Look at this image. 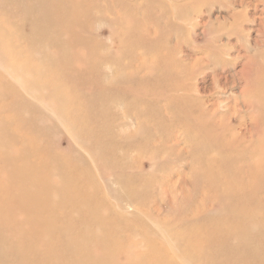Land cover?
I'll return each instance as SVG.
<instances>
[{
  "label": "rangeland",
  "instance_id": "1",
  "mask_svg": "<svg viewBox=\"0 0 264 264\" xmlns=\"http://www.w3.org/2000/svg\"><path fill=\"white\" fill-rule=\"evenodd\" d=\"M19 1L0 0V83L5 85L0 89V217L11 209L26 218L35 210H12L15 200L22 203L17 196L21 190L36 194L44 183L74 190L68 183L74 180L78 190L98 191L102 206H94L99 217L111 219L102 231L109 244L97 256L102 264H114L116 258L142 264L137 257L145 254L151 237L157 246L173 241L184 245L191 236L199 249L211 246L199 236L218 223L229 237L226 244L213 243L205 255L192 253L190 258L171 251L175 264H241V258L245 264H259L261 255L248 254L240 236L249 232L248 238L264 252V189L235 197L196 184L194 170L204 164L195 160L188 132L166 108L169 95L177 94L175 102L184 110L212 109L232 126L230 134L249 137L252 113L240 103L251 63L264 69V0L46 1L52 16L45 21L52 27L48 34L44 29L37 34L47 44L35 42L33 28L23 23L29 14L23 8L39 13L29 7L35 3L23 0L15 12ZM65 7L68 14L60 18L58 10ZM66 66L74 67L67 73L70 79L58 72ZM19 81L25 82L24 89ZM102 85L114 87V94L108 93L114 102L104 112ZM130 89L136 94L127 93ZM84 110L87 132L81 134L82 125L73 119ZM64 116H70L67 123ZM99 160L108 173L98 168ZM22 164L29 172L12 177L13 168L16 172ZM120 219L137 227L130 236L117 234L121 246L113 226ZM3 245L15 247L8 236ZM119 248L134 254L132 259L118 253ZM18 256L15 248L10 264H18ZM60 257L64 260L61 252Z\"/></svg>",
  "mask_w": 264,
  "mask_h": 264
},
{
  "label": "bare ground",
  "instance_id": "2",
  "mask_svg": "<svg viewBox=\"0 0 264 264\" xmlns=\"http://www.w3.org/2000/svg\"><path fill=\"white\" fill-rule=\"evenodd\" d=\"M22 1L23 0H20L19 2L14 4V8L16 9L15 12H20V10L22 9L23 6ZM31 1L32 3L33 2L35 3V7L34 5H29V7L33 6V8L36 9V10L34 9L35 11H39L38 13L39 16L38 14L37 16L34 15L35 13L33 9L28 10V8H23L25 13H29V14H24L23 23L27 22V24L31 26V28H33V33L35 35L33 39L35 40V42L39 41L41 44L42 43L47 44L48 39L47 40L45 39L41 40V38L38 39L37 32L38 30L41 31L44 29L47 34L50 33V28L52 26L50 25L51 26L50 27L47 25L45 18L48 19L47 16L48 15L52 16V14L49 13V11L47 10L48 8H46V6L44 7V5L48 1L53 2V0H31ZM64 1L70 2L71 0H64ZM60 2L58 4L62 5L61 3L63 1L61 3ZM48 5L49 4H47V7ZM54 5H56V3ZM74 7L75 6H73V8ZM67 10L68 9H66V7L64 10H62L63 12L58 10V15H60V18L61 15L63 16V13L68 14ZM85 13H87V11ZM63 19L59 21H62L63 23ZM53 24L54 26H56L55 23ZM64 26L67 25H63V27ZM59 28L57 27L56 29ZM54 45H58V47L61 48L60 44H54ZM46 49H49V46L46 47ZM251 65L253 66H250L249 71L245 77L246 86H245V90H243L242 92L243 96L240 103V105H243V107H245L247 110H249L252 113V116L251 118H249V120L252 122L253 127L249 134V137L240 138V136L238 135L230 134V130L232 126L229 127L227 123H225L227 122V120L224 117H219L217 115V112L212 109L211 110L204 109L202 108V106H199L198 109H196L193 113L184 110L185 107L178 106L175 102L178 96L177 94L169 95L171 96L168 99V101L170 102H169V106L166 108L167 115H170L175 120L176 125L178 127H184L188 132V135L190 136L189 137L190 142L193 143V147L196 151L195 160L200 161L204 164L199 168H195L194 170V174L196 176L195 177L196 184L200 186L203 185V187H205L207 190H227L229 194L235 195V197H238L243 193H251V195L252 194L256 195L257 192L264 189V69H258L254 65V62H252ZM71 71H74V67L66 66V68L64 67L58 68V72L60 74L65 73V75H67V73ZM47 72L49 73V70ZM60 76L64 78V75H60ZM68 79H70V76ZM54 80L56 81V79L53 80L51 79V81ZM19 82L21 89L22 88L24 89L25 82L24 81L23 82L19 81ZM2 86L5 85L0 83V89H2ZM102 87H99L102 94L104 95L101 98L102 102H101L100 110L104 112L114 102L113 97L108 94L110 92L111 94H114L113 92L114 87L109 86L106 88L105 85H102ZM10 88L12 91L16 92L17 94L15 85L13 84L10 85ZM175 88L178 90L177 86H175ZM62 89H64V87ZM8 91L9 90H7V92ZM134 92L135 91L133 89H130L127 93L133 94ZM16 98L17 101L19 102L20 98L18 97V95ZM81 115L82 117L76 116L75 119H73L74 117L72 116V119L77 124L82 125V130L79 133L86 134L87 122H85L84 119L85 118L87 119V117L85 110L81 112ZM66 116H64V123H67L68 119L70 120V116L69 117ZM19 132H21V130H19ZM27 153L28 152L26 151V154ZM27 155H29V153ZM5 160L7 161V158ZM100 161L101 160H99L98 168L101 171L106 172L99 167V164H101ZM25 167L26 164H22L21 168H19L18 171L16 172L13 168V170L11 171L13 172L12 177L18 175H20V177H23L24 174H27L29 172V169ZM117 170L119 171V167L117 168ZM51 178L53 177L51 176ZM72 181L74 180H69V182L68 181L67 182L75 187L74 190L66 189L65 187L58 188L55 186H49L48 184L44 183L43 185H39L41 189L38 190L37 193L35 192L36 194L31 193L30 190H21L19 195L17 194L18 200L20 198L22 203H19V201L15 200L14 204L16 207L12 210L15 211L21 210V211H25L26 213L28 209L32 207L35 208V210L31 213H27L28 216L26 218H18L16 216L17 214H13L11 209L9 210L8 208L10 213L4 214V217L3 215L0 217V220L8 221L9 223H11V224L7 223L6 225H2L0 223V264H10L9 262L10 252H14L15 248H17L18 252L20 253V256L17 257L18 264H62L64 261H66L67 264H102V261H98L97 256L99 255V253L101 254L104 253L103 251L104 245L106 247H108L109 245L107 244L106 240L103 239L104 237L102 238V231L105 230L107 223H109L111 219L109 216H107L102 221L101 217H99L100 209L96 208L94 204L98 205L99 208H101L102 199L99 196L97 190H85L84 187H81V189L78 190L76 189L77 182H72ZM84 185L88 186V183L86 184L85 181ZM2 198L3 196L1 197V199ZM91 210L94 212L90 214ZM52 226H55V229L53 231H52ZM113 226H115L114 240L119 239L117 237V234L119 232L122 233L125 231V233L128 234L130 233L129 234L130 236L134 234V232L132 231L137 229V227H133V228L129 227L126 224L125 220L123 219H120ZM113 226L111 225V227ZM12 230H14V232L16 231V233L13 234ZM148 232L149 231H146L144 235L146 236L149 235L147 234ZM166 232L167 230L165 229L163 233L167 235ZM157 233H159V231ZM247 233L249 232H244L243 235L240 236L243 241L242 243L245 245L247 249V253L253 254L256 253V251H258V254L261 255V259H260L261 262L259 264H264V252L263 251L260 252L258 250L255 241H252L250 238H248ZM6 236H8L9 239L15 243V247H13L12 250L8 249L6 245H3L4 238ZM36 236L38 237L37 243L33 241L34 237ZM104 236L108 240L105 233ZM118 236L121 237L120 235ZM56 238L57 241H55ZM228 238L229 237L226 236V230L223 227L222 223H218L212 226L210 229L207 230L206 233H203L199 236L200 242L203 241L211 245L200 249L198 248L196 242L194 241L195 236H191L190 238H188L187 241L188 243L184 245L180 244L179 242L173 241L174 243H167V245L161 244L158 246H157V242L154 241L152 242L153 238L151 237L150 240L145 241L147 246V251L145 252V254H142L140 257L137 258L140 259V262H142V264H175L174 260L170 257L171 251L173 252V254L175 253L174 256L178 255L186 258L187 257L190 258L191 255L193 254L197 256H202L205 255L206 252L212 250L213 243L226 244ZM110 239L111 240H109L110 241L109 243L111 242L115 243L114 241H112L113 238ZM117 241L119 242L120 245V241L119 240ZM121 244L123 247L124 241ZM95 246L97 247V250L93 251L92 248ZM116 251L120 254H124V255L126 254L128 260L132 259V256L134 255V254H130L128 252V249H124L121 251V249L119 248ZM60 252L62 253V257L64 260L61 259ZM101 257H103V255ZM240 260H241V264L247 263L243 258H241ZM132 261L133 260H131L130 262ZM114 264H123V263H121L118 260V258H116L114 260Z\"/></svg>",
  "mask_w": 264,
  "mask_h": 264
}]
</instances>
